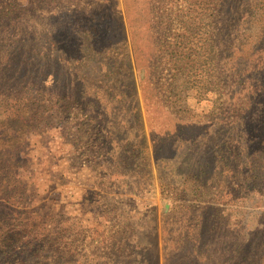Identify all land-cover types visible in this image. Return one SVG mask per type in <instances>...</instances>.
Returning a JSON list of instances; mask_svg holds the SVG:
<instances>
[{
	"label": "rangeland",
	"instance_id": "374dc122",
	"mask_svg": "<svg viewBox=\"0 0 264 264\" xmlns=\"http://www.w3.org/2000/svg\"><path fill=\"white\" fill-rule=\"evenodd\" d=\"M211 1L205 28L195 12L177 21L197 0H0V78L23 84L0 89V112L17 111L11 126L38 163L26 189L38 221L6 264H264V207H226L217 169L220 157L248 165L264 137L259 0ZM208 30V69L197 42L170 55L180 33ZM186 178L200 195L180 201Z\"/></svg>",
	"mask_w": 264,
	"mask_h": 264
},
{
	"label": "trees",
	"instance_id": "16d2710c",
	"mask_svg": "<svg viewBox=\"0 0 264 264\" xmlns=\"http://www.w3.org/2000/svg\"><path fill=\"white\" fill-rule=\"evenodd\" d=\"M211 0H197V4H203V6H197L196 8L190 7L187 12L183 13L185 18L177 20L181 24L193 23L195 17L193 13L195 12L202 19L203 26L209 28L212 26V21H207V14L210 9L214 11V15L217 14V10L220 8L219 4L216 2L214 6L211 4ZM216 5V8H215ZM11 9H14L10 6ZM10 9V11H11ZM251 15L255 18L254 22L264 26V0H259L255 8H253ZM115 17H110L108 23L113 20ZM116 21V19H114ZM120 24V23H119ZM122 28V26H121ZM213 37L210 30L199 33V36H192L190 33L185 32L179 34L172 42L169 43L168 50L170 55L176 60L178 54H180V48L184 43L197 42V47L195 53L199 55V65L201 67L208 69L212 63L218 58L219 49L218 44L211 41ZM254 41H256L259 36L253 35ZM121 42L123 46H127V37L125 35L121 36ZM250 37H247V42ZM246 42V37H245ZM76 44L82 45V41L79 39L75 41ZM165 44V41L163 42ZM115 52V51H114ZM187 53L186 51H183ZM182 53V51H181ZM92 57V52H90ZM189 54V52H188ZM35 55V54H34ZM30 56V57H34ZM7 61H0V73L3 76L9 75V70L6 69ZM112 68H121L122 63L118 61L115 65H111ZM211 76L213 75L211 70H206ZM1 77V76H0ZM17 82H7L6 80L0 78V89L8 88H18L23 84H14ZM24 86H26L24 84ZM71 106L65 113L70 112ZM5 112V110H4ZM0 112V264H6L3 259V256L8 255L11 252V248L16 245L18 242L20 234L30 229L31 226L34 228L37 223V218L33 216V212H36L34 206H36L34 200L36 198H30V195L27 194L26 189L30 187L31 182L28 179L31 178L32 174L36 172L38 163L36 162L37 157L33 154L32 146H22L21 139L19 138V133L17 132L16 127H12L11 124H14L15 117L17 115L15 111L6 114V112ZM209 128L212 126L207 125ZM221 138L217 141L220 142ZM33 142H29L31 145ZM260 149H257L255 152L256 157H253L250 163L244 164L237 163L234 160V157H220L218 159V173L222 172L223 178L219 183V193L222 203L227 207L231 206L232 208H239L242 210L250 207L262 206L264 207V137L260 141ZM21 148H28L27 150ZM221 149V148H220ZM149 151L146 148L140 149V154L144 157H148ZM220 153V152H219ZM216 154V145L211 148L208 159L215 160ZM233 155V153L231 154ZM217 160V159H216ZM36 168V169H35ZM250 168V173L247 174V169ZM35 170V171H34ZM246 172L245 175L241 172ZM233 173V175H232ZM190 174H193L190 173ZM195 174V173H194ZM193 174V175H194ZM221 175V173H220ZM186 178L183 180L181 196H179L180 201H190L191 199H196L200 195L201 187L199 184H195L193 181L188 182ZM14 193L16 198L19 199L17 202L18 208L23 206L25 211L17 210L15 213L12 212V208L9 209L7 205L6 197L11 193ZM195 193H197L195 195ZM32 196V195H31ZM207 198V196H205ZM32 200V203L30 202ZM139 202H141L139 200ZM143 204V203H142ZM122 206V203L117 202L115 206L111 208L112 211H117ZM225 211V209H223ZM26 213V214H25ZM131 213L132 217L135 213L133 210H127L126 214ZM125 214V213H124ZM224 219V216H223ZM227 225L232 223L231 218H227ZM211 224L214 225L217 221L216 219L211 220ZM26 228V229H25ZM87 230L80 231V235L86 232ZM90 245L95 243V239L90 237ZM144 245V242L142 243ZM97 247V245H96Z\"/></svg>",
	"mask_w": 264,
	"mask_h": 264
},
{
	"label": "water",
	"instance_id": "95a60500",
	"mask_svg": "<svg viewBox=\"0 0 264 264\" xmlns=\"http://www.w3.org/2000/svg\"><path fill=\"white\" fill-rule=\"evenodd\" d=\"M169 208V203L168 202H164V211L166 212Z\"/></svg>",
	"mask_w": 264,
	"mask_h": 264
}]
</instances>
